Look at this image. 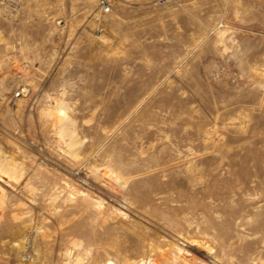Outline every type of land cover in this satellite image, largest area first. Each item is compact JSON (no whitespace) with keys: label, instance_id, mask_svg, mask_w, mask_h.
Masks as SVG:
<instances>
[{"label":"rangeland","instance_id":"374dc122","mask_svg":"<svg viewBox=\"0 0 264 264\" xmlns=\"http://www.w3.org/2000/svg\"><path fill=\"white\" fill-rule=\"evenodd\" d=\"M107 1L0 0V264H264V0Z\"/></svg>","mask_w":264,"mask_h":264},{"label":"built area","instance_id":"2783aa9c","mask_svg":"<svg viewBox=\"0 0 264 264\" xmlns=\"http://www.w3.org/2000/svg\"><path fill=\"white\" fill-rule=\"evenodd\" d=\"M100 6L105 13H109L111 11V6L107 0H101Z\"/></svg>","mask_w":264,"mask_h":264},{"label":"bare ground","instance_id":"6f19581e","mask_svg":"<svg viewBox=\"0 0 264 264\" xmlns=\"http://www.w3.org/2000/svg\"><path fill=\"white\" fill-rule=\"evenodd\" d=\"M59 112V115H61V116H64L66 113L63 111V110H59L58 111ZM105 264H116L114 261H112V260H110V261H108V262H106Z\"/></svg>","mask_w":264,"mask_h":264}]
</instances>
